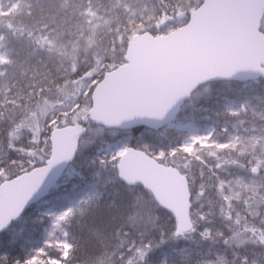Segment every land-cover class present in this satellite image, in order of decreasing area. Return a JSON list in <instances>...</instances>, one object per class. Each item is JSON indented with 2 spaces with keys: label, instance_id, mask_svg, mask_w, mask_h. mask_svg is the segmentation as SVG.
I'll list each match as a JSON object with an SVG mask.
<instances>
[{
  "label": "snow or ice",
  "instance_id": "6c2138e0",
  "mask_svg": "<svg viewBox=\"0 0 264 264\" xmlns=\"http://www.w3.org/2000/svg\"><path fill=\"white\" fill-rule=\"evenodd\" d=\"M0 264H264V0H0Z\"/></svg>",
  "mask_w": 264,
  "mask_h": 264
},
{
  "label": "trees",
  "instance_id": "16d2710c",
  "mask_svg": "<svg viewBox=\"0 0 264 264\" xmlns=\"http://www.w3.org/2000/svg\"><path fill=\"white\" fill-rule=\"evenodd\" d=\"M240 83L242 82H225V83H214L210 86L211 92H206V95L204 97L201 98V100L197 101V103H195L194 106L190 107V108H186V105L188 103L189 100H187L184 104V106L182 107L180 113H179V118H185L188 117L189 114L195 109V108H199L201 105H203L205 103V99L211 94L213 96L220 94V95H228V96H232L234 94V92L236 91H240L243 92L244 94H247L251 91V89L254 87L252 82H246L244 84H246V87L244 89H241ZM228 85V86H227ZM229 88H227V87ZM239 86V87H238ZM236 87V88H235ZM202 90V88L200 89ZM199 90V92H200ZM203 91V90H202ZM198 92V94H199ZM237 93V92H236ZM197 94V93H196ZM134 135L138 134L136 132L133 133ZM34 205L28 207L25 210V213H32L34 211ZM15 227H18V225H15ZM12 255H16V252L11 253Z\"/></svg>",
  "mask_w": 264,
  "mask_h": 264
},
{
  "label": "rangeland",
  "instance_id": "374dc122",
  "mask_svg": "<svg viewBox=\"0 0 264 264\" xmlns=\"http://www.w3.org/2000/svg\"><path fill=\"white\" fill-rule=\"evenodd\" d=\"M244 83L245 82L240 83L239 86H241V89H244L246 87V84H244ZM227 88H229V87H227ZM202 90H200L199 94L197 93V94H194L193 95L192 99L188 101V103L186 105V108H190V107L194 106L195 103H197V101L201 100V98L206 95V91H204L203 88H202ZM236 92H234V94L232 96H229V97L243 98V96L245 95L243 92H240V91H236ZM185 123H188L187 117H185V118L184 117L183 118L182 117L179 118V116H178V118L174 121L173 125H180V124H185ZM168 131H169V127H164L162 129L156 131L155 133L156 134L167 135L168 134ZM37 206H38L37 204L34 205V208L33 209H35Z\"/></svg>",
  "mask_w": 264,
  "mask_h": 264
},
{
  "label": "water",
  "instance_id": "95a60500",
  "mask_svg": "<svg viewBox=\"0 0 264 264\" xmlns=\"http://www.w3.org/2000/svg\"><path fill=\"white\" fill-rule=\"evenodd\" d=\"M234 80H237V81H252L250 77H247V76H244V75H241V76L237 77V78L234 79ZM232 81H233V80H232ZM185 101H186V100L180 102V103L177 105V107H176L172 112H170V113L168 114V117L166 118V121H165L164 123L160 124V126H159L155 131H157V130H159V129H161V128H164V127H168L169 125H172L173 122H174V120H175L176 117H177V114L179 113V111H180V109H181V107L183 106V104H184ZM31 205H32V204H31ZM28 207H29V206H28Z\"/></svg>",
  "mask_w": 264,
  "mask_h": 264
}]
</instances>
